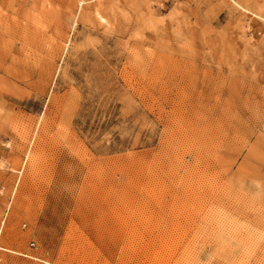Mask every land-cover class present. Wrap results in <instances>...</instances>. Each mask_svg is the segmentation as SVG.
Returning <instances> with one entry per match:
<instances>
[{"label": "rangeland", "instance_id": "1", "mask_svg": "<svg viewBox=\"0 0 264 264\" xmlns=\"http://www.w3.org/2000/svg\"><path fill=\"white\" fill-rule=\"evenodd\" d=\"M0 264H264V0H0Z\"/></svg>", "mask_w": 264, "mask_h": 264}, {"label": "built area", "instance_id": "2", "mask_svg": "<svg viewBox=\"0 0 264 264\" xmlns=\"http://www.w3.org/2000/svg\"><path fill=\"white\" fill-rule=\"evenodd\" d=\"M2 253H3V248L0 246V258H1Z\"/></svg>", "mask_w": 264, "mask_h": 264}]
</instances>
